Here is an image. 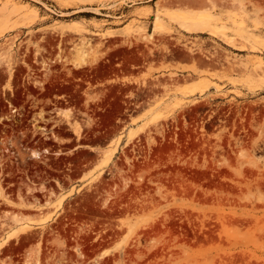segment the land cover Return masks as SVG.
<instances>
[{
	"label": "rangeland",
	"instance_id": "1",
	"mask_svg": "<svg viewBox=\"0 0 264 264\" xmlns=\"http://www.w3.org/2000/svg\"><path fill=\"white\" fill-rule=\"evenodd\" d=\"M0 264H264V0H0Z\"/></svg>",
	"mask_w": 264,
	"mask_h": 264
},
{
	"label": "bare ground",
	"instance_id": "2",
	"mask_svg": "<svg viewBox=\"0 0 264 264\" xmlns=\"http://www.w3.org/2000/svg\"><path fill=\"white\" fill-rule=\"evenodd\" d=\"M183 18H187L188 17V15L187 14H183V16H182ZM189 17H190V15H189ZM192 18V17H191ZM193 19H194V17H193ZM189 20V19H188Z\"/></svg>",
	"mask_w": 264,
	"mask_h": 264
},
{
	"label": "trees",
	"instance_id": "3",
	"mask_svg": "<svg viewBox=\"0 0 264 264\" xmlns=\"http://www.w3.org/2000/svg\"><path fill=\"white\" fill-rule=\"evenodd\" d=\"M165 146L167 145V144H164Z\"/></svg>",
	"mask_w": 264,
	"mask_h": 264
}]
</instances>
